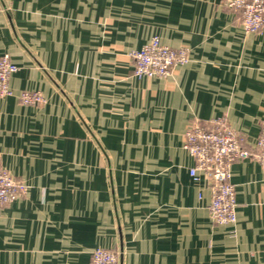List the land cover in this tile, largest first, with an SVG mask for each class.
Here are the masks:
<instances>
[{
	"label": "crops",
	"instance_id": "obj_1",
	"mask_svg": "<svg viewBox=\"0 0 264 264\" xmlns=\"http://www.w3.org/2000/svg\"><path fill=\"white\" fill-rule=\"evenodd\" d=\"M152 36L186 47L164 77L133 75ZM0 166L26 185L0 206V264H264V171L234 161L233 223L209 216L183 133L224 117L251 145L264 118V26L221 0H0ZM39 91L45 102L23 105Z\"/></svg>",
	"mask_w": 264,
	"mask_h": 264
},
{
	"label": "built area",
	"instance_id": "obj_2",
	"mask_svg": "<svg viewBox=\"0 0 264 264\" xmlns=\"http://www.w3.org/2000/svg\"><path fill=\"white\" fill-rule=\"evenodd\" d=\"M221 4L241 13L246 32L256 33L264 26V0H221ZM130 57L133 75L138 78L167 76L174 65H183L189 59L186 47L164 45L157 36L132 50ZM17 68L8 54L0 55V97L13 93L9 78ZM18 101L23 105H39L45 102V97L39 91L23 90ZM182 146L194 161L188 171L190 177L194 181L204 180L209 189V216L217 224L233 223L236 202L230 167L234 161L251 158L264 171V118L251 145L246 144L244 136L231 128L224 117L194 119L183 133ZM25 192L26 185L0 166V206ZM90 264H119L117 253L111 248L96 247L91 251Z\"/></svg>",
	"mask_w": 264,
	"mask_h": 264
}]
</instances>
